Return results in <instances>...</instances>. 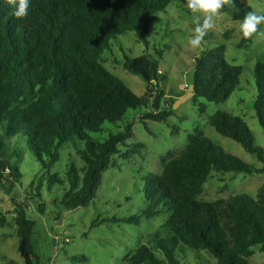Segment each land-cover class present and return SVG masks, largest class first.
<instances>
[{"label": "trees", "instance_id": "trees-1", "mask_svg": "<svg viewBox=\"0 0 264 264\" xmlns=\"http://www.w3.org/2000/svg\"><path fill=\"white\" fill-rule=\"evenodd\" d=\"M173 1L186 6L185 0H30L27 17L18 19L14 16L16 5L0 0V189H11L20 178L15 164L20 154L16 152L10 162L12 157L4 148L6 139L24 141L26 150L47 168L58 162L63 144L78 140L84 144L78 151L84 168L79 171L71 164L65 180L54 174L48 176L47 183L50 187L66 185L60 205L67 210L87 207L93 201L104 171L113 166L111 158L121 154L119 147L132 136V126L127 124L123 132L109 134L103 142L94 141L90 134L100 131L105 123H118L128 110L147 104L104 69L101 56L110 49L111 41L129 31L147 47L151 23L158 21L156 15ZM235 3V9L223 11L240 21L252 9L243 0ZM249 42L241 37L239 46ZM167 49H158L156 59L123 54L122 65L150 85L159 80V60ZM242 71L241 66L226 61L223 45L202 51L194 58L191 99L195 103L200 98L207 102L227 99L239 86ZM253 78L255 118L264 131V63L254 65ZM161 98L159 91L155 107ZM198 109L202 113L204 106ZM170 115V109H164L140 119L162 121ZM209 125L256 156L262 166L255 168L241 161L200 133L189 136L186 146L162 163L160 173L147 178L142 189L147 203L141 213L117 221L138 225L163 210L170 213L152 234L155 250L139 246L127 264H179L183 249L205 251L217 264H249L254 247L264 254V185L255 198L240 194L215 202L197 200L212 172L264 173V150L254 145L247 124L237 116L217 112ZM140 147L139 143L132 145L120 158L128 159ZM15 210L22 264H37L31 243L34 223L22 205H16ZM70 261L88 264L85 255L71 256Z\"/></svg>", "mask_w": 264, "mask_h": 264}, {"label": "rangeland", "instance_id": "rangeland-1", "mask_svg": "<svg viewBox=\"0 0 264 264\" xmlns=\"http://www.w3.org/2000/svg\"><path fill=\"white\" fill-rule=\"evenodd\" d=\"M244 4L258 12H264V0H243ZM158 21L151 23L145 47L137 40L135 33L126 32L111 41L110 49L101 56L106 71L120 80L135 96L146 99L145 108L128 110L116 124L105 123L100 131L90 134L96 142H103L109 134L123 132L130 124L132 136L120 155L134 144H141L137 152L128 159L120 155L111 158V164L104 171L93 201L84 208L67 210L60 205L63 190L58 184L48 186L49 175L65 180L71 164L81 171L84 163L78 155L83 142L73 140L59 150L58 162L50 168L44 167L30 154L24 141L6 139L5 153L12 157L20 154L15 162L20 178L11 189H0V264H22L18 252V238L14 217L15 206L22 205L27 218L34 223L31 243L37 264H75L71 256L85 255L88 264H127L128 258L139 246L155 250L152 234L166 222L169 211L163 210L150 219H142L138 225L117 222L133 215H139L146 206L142 189L148 177L161 171L162 163L170 154L180 152L191 135L202 134L215 146L236 156L241 161L260 168L256 156L247 153L238 143L219 135L210 125V118L223 112L241 118L247 124L256 147L264 150V131L255 118L256 96L253 68L257 62L264 63V39L253 38L239 46L241 34L238 21L228 15L217 20L215 27L205 36L202 46L193 49L188 44L194 25L191 13L178 1L170 3L165 11L156 15ZM264 29V25L261 26ZM224 46V57L232 65L243 68L239 86L227 99L207 102L192 99L177 104L184 96L192 80L194 58L202 51ZM163 47L159 60V80L146 85L137 76L127 72L123 65V54L130 58L149 55L156 59V51ZM149 89L152 93L146 94ZM162 92L159 106H154L155 96ZM172 105V106H171ZM204 111L199 112V106ZM158 109V110H157ZM170 109L171 115L162 121L140 119L146 113ZM10 181V179H8ZM264 185V173L246 175L212 172L203 184L197 200L215 202L244 194L255 198L258 188ZM39 189V190H38ZM38 190V192H37ZM39 193L40 197H37ZM156 256L161 259L159 252ZM179 264H217L216 259L205 251L194 252L183 249L178 255ZM249 264H264V254L258 247L252 249ZM34 262V261H33Z\"/></svg>", "mask_w": 264, "mask_h": 264}, {"label": "clouds", "instance_id": "clouds-1", "mask_svg": "<svg viewBox=\"0 0 264 264\" xmlns=\"http://www.w3.org/2000/svg\"><path fill=\"white\" fill-rule=\"evenodd\" d=\"M5 3L16 5L14 16L18 19L27 17L30 0H4ZM186 8L191 13L194 28L188 39V44L193 49H199L205 36L215 27L218 19L224 14V9H235V0H185ZM264 12L255 9L248 11L238 21V30L243 39H264Z\"/></svg>", "mask_w": 264, "mask_h": 264}, {"label": "water", "instance_id": "water-1", "mask_svg": "<svg viewBox=\"0 0 264 264\" xmlns=\"http://www.w3.org/2000/svg\"><path fill=\"white\" fill-rule=\"evenodd\" d=\"M193 96H194V86L190 85V86H188V89H187L185 95L180 97V99L177 101L176 105L181 104L187 100H190Z\"/></svg>", "mask_w": 264, "mask_h": 264}, {"label": "built area", "instance_id": "built-area-1", "mask_svg": "<svg viewBox=\"0 0 264 264\" xmlns=\"http://www.w3.org/2000/svg\"><path fill=\"white\" fill-rule=\"evenodd\" d=\"M4 172H5V173H8V169H7V168H5V169H4Z\"/></svg>", "mask_w": 264, "mask_h": 264}]
</instances>
